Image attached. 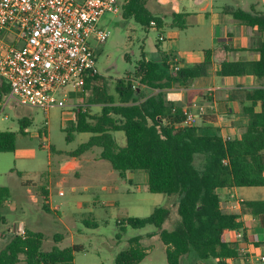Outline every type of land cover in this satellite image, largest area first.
<instances>
[{"label":"trees","instance_id":"trees-1","mask_svg":"<svg viewBox=\"0 0 264 264\" xmlns=\"http://www.w3.org/2000/svg\"><path fill=\"white\" fill-rule=\"evenodd\" d=\"M147 3L148 0H126L121 4L120 14L145 28L152 27V22L156 23V28H162L163 18L152 14ZM225 11L264 35V12ZM186 17L185 13L172 14L175 27L186 29ZM257 51L259 60L222 62L221 75L264 79V41L259 43ZM205 54L203 64L181 67L177 71L173 56L167 53L158 60L144 58L133 75L116 82L112 93L105 76L88 77L83 101L101 105L102 111L95 115L89 111L75 112L74 119L64 129L68 142L73 141L76 133L92 135L73 154L75 157L99 148L100 158L109 162L121 177L125 178L127 172L144 171L151 193L178 196L181 221L177 229H164L170 218V211L165 207L156 208L147 218L130 217L120 222L135 229L158 228L166 246L168 264H186L189 258H194L196 264H225L224 259L234 255L226 234L243 226L238 221L239 216L223 210L219 190L264 187V86L247 93L253 105L244 111L250 115L251 123L241 139L201 135L198 127L185 124L191 110L167 100L166 90L191 87L197 78L207 76L212 51ZM143 87L160 92L148 96ZM258 105L262 106V111L257 110ZM31 125V118L20 119L23 134ZM117 133L124 134V146L119 145ZM17 139L15 132L0 131V153L16 151ZM24 186L37 188L42 209L49 213L47 183L40 187L27 181ZM10 198V190L0 188V225L7 223L1 208ZM243 207L255 214L264 213V202H245ZM54 240L59 244L63 235H55ZM44 241L42 232L12 231L9 243L0 251V264H74L75 254L84 250L82 246L73 245L54 246L45 252ZM146 255L139 239L133 238L129 249L116 257L115 264H141Z\"/></svg>","mask_w":264,"mask_h":264},{"label":"rangeland","instance_id":"rangeland-1","mask_svg":"<svg viewBox=\"0 0 264 264\" xmlns=\"http://www.w3.org/2000/svg\"><path fill=\"white\" fill-rule=\"evenodd\" d=\"M125 1L119 0L122 5ZM194 1L158 0L156 4L150 0L149 8L170 21L177 10L197 9ZM215 1L217 6L221 5V0ZM101 26L110 32V36L105 44L94 45L97 70L107 78L111 93L116 82L133 75L144 58L158 60L166 49V44L159 45L160 32L156 28H145L133 19H124L122 14H106ZM166 33L168 35V31ZM152 92L147 89L148 94ZM64 94L69 100L66 108L55 107L45 112L38 108L18 107L16 111L7 110L6 114L10 117L8 121L0 120V131L18 134L17 151L0 153V185L8 186L17 195L24 192L22 183L26 181L41 187L43 183H40V179L47 181L51 168L52 205L58 209L56 213L44 212L30 201L20 203L18 209L5 208L2 213L10 227L14 228L23 221L30 229L44 233L42 249L45 252L51 251L54 246H82L84 250L75 254V264H115L116 257L129 249L133 238H138L141 247L147 252L141 264H168L166 246L159 236L158 228L147 226L135 229L120 222L130 217L147 218L156 208L165 207L170 211V218L164 229H177L181 221L178 196L151 193L144 171L127 172L125 178L121 177L109 162L99 157V148L87 153L83 161L84 170L77 171L68 165L66 170L70 169V173H60V164L73 157L78 148L92 136L76 133L72 142L67 141L64 131L67 126L66 115L73 104L86 102L81 101L85 95L81 89L68 87ZM98 108L92 107L91 114L99 113ZM23 117L32 119L26 134L20 131V119ZM116 137L120 146L126 144L124 134L118 133ZM88 161L94 162L89 164ZM18 172L23 176L20 177ZM29 188L39 197L37 188ZM17 229L20 233L24 230L18 225ZM57 234H62L64 238L59 244L54 240ZM2 249L4 244L0 242V251ZM196 263L194 258L186 262Z\"/></svg>","mask_w":264,"mask_h":264},{"label":"crops","instance_id":"crops-1","mask_svg":"<svg viewBox=\"0 0 264 264\" xmlns=\"http://www.w3.org/2000/svg\"><path fill=\"white\" fill-rule=\"evenodd\" d=\"M149 2L150 0L147 3L148 10L164 20L163 27L160 29L156 26L149 27L156 28L160 32L159 45L166 44V49L162 52V55L167 53L177 57L182 67H193L203 64L206 60L205 52L212 51L207 76L197 78L191 87L166 90L168 102L190 109V113L196 116L197 127L201 135H218L224 140L241 139L251 123L250 115L244 111L245 108L253 105L252 101L247 99V93L250 90L263 87L264 79L250 76L224 77L221 75V63L224 61L259 60L260 54L257 48L259 43L264 41V35L257 28L237 20L225 10L264 12L262 0H221L219 6H217L215 0H195L194 3L197 9L187 10L184 8L182 11L173 12V14H187L186 29L175 27L173 19L166 21L165 17L155 14L149 8ZM154 3L159 2L154 0ZM166 31H168V35ZM135 83L139 84L138 81H135ZM143 88L146 92L147 89H150ZM159 92L160 90H153L152 93L147 94L153 96ZM84 98L81 101L86 102L83 103L86 105V111L91 113V108L98 106L99 113H101V105H90L87 101H83ZM77 104L80 103L73 105ZM257 110L262 111V106L258 105ZM75 112L78 111L72 107L69 109L65 118L66 124L74 119ZM87 153L80 157L72 155L73 157L69 160L63 161L59 167L60 173L69 174L70 169L66 170L68 165H71L72 169L77 171L84 170L83 161ZM94 161H88V163L92 164ZM19 173L21 172H18V175ZM50 174L51 168L47 181L40 179V183H47L50 195V213H56L58 209L52 205L53 188ZM24 183H22L25 188L24 192L17 195L8 186L0 185V188H8L11 192V198L4 203L1 211L8 207L13 208L12 210L18 209L20 203L25 201H30L33 205L42 208L41 199L33 193L31 188L25 187ZM219 193L223 210L228 214L239 216L238 221L243 226L240 231L244 234L242 239H238L235 230L227 232L226 241L229 243L234 255L225 258V264H264L262 260L264 258V213L255 214L243 207L245 202H264V187L221 189ZM17 225L20 229H30L23 221L18 222ZM17 225L14 228L13 226L10 227L7 220L5 225L0 226V242H3L4 248L11 239L12 231L16 232Z\"/></svg>","mask_w":264,"mask_h":264},{"label":"built area","instance_id":"built-area-1","mask_svg":"<svg viewBox=\"0 0 264 264\" xmlns=\"http://www.w3.org/2000/svg\"><path fill=\"white\" fill-rule=\"evenodd\" d=\"M120 12L119 0H0V120L18 107H68L64 90H83L99 74L94 45L110 36L102 19ZM172 63L176 71L182 67L175 56ZM72 108L86 111L83 103ZM185 124L197 127L196 116L190 113Z\"/></svg>","mask_w":264,"mask_h":264}]
</instances>
